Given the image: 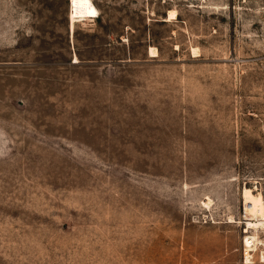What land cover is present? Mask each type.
I'll return each mask as SVG.
<instances>
[{
	"label": "rangeland",
	"instance_id": "obj_1",
	"mask_svg": "<svg viewBox=\"0 0 264 264\" xmlns=\"http://www.w3.org/2000/svg\"><path fill=\"white\" fill-rule=\"evenodd\" d=\"M93 2L0 0V264H243L264 0Z\"/></svg>",
	"mask_w": 264,
	"mask_h": 264
},
{
	"label": "bare ground",
	"instance_id": "obj_2",
	"mask_svg": "<svg viewBox=\"0 0 264 264\" xmlns=\"http://www.w3.org/2000/svg\"><path fill=\"white\" fill-rule=\"evenodd\" d=\"M67 7L71 33H73L76 22L91 20L99 16V11L93 0H68ZM260 194L254 193L253 189H244L243 191L242 198L244 200V207L242 215L243 219H245L244 225L246 226H244L242 233L249 232V229L264 227V195L261 192ZM206 200L207 201L203 204L209 206L211 204V200L209 198Z\"/></svg>",
	"mask_w": 264,
	"mask_h": 264
},
{
	"label": "built area",
	"instance_id": "obj_3",
	"mask_svg": "<svg viewBox=\"0 0 264 264\" xmlns=\"http://www.w3.org/2000/svg\"><path fill=\"white\" fill-rule=\"evenodd\" d=\"M262 192L264 194V188ZM241 261L243 264L264 262V227L249 229V232L243 233Z\"/></svg>",
	"mask_w": 264,
	"mask_h": 264
}]
</instances>
